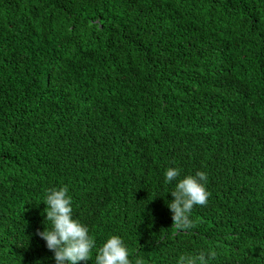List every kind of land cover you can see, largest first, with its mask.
Instances as JSON below:
<instances>
[{
  "label": "trees",
  "instance_id": "trees-1",
  "mask_svg": "<svg viewBox=\"0 0 264 264\" xmlns=\"http://www.w3.org/2000/svg\"><path fill=\"white\" fill-rule=\"evenodd\" d=\"M63 186L96 244L79 264L112 235L133 264H264V0H0V264H56L36 231Z\"/></svg>",
  "mask_w": 264,
  "mask_h": 264
},
{
  "label": "clouds",
  "instance_id": "clouds-1",
  "mask_svg": "<svg viewBox=\"0 0 264 264\" xmlns=\"http://www.w3.org/2000/svg\"><path fill=\"white\" fill-rule=\"evenodd\" d=\"M165 181L172 182L180 177L177 168L169 167L164 173ZM207 175L197 171L194 175H187L178 179L174 190L171 191L173 200L167 203L171 213L173 226L179 230H191L195 223L190 218L194 206H205L210 193L205 187ZM44 204L47 206L45 219L51 227L44 230L37 229L36 235L46 242L48 250L54 254L56 264H79L88 262L92 250L96 248L95 240L89 235L87 226L81 224L72 216V200L66 186L51 188L46 191ZM215 251H200L196 254H183L177 264H208L214 258ZM95 264H133L122 239L117 235L110 236L97 249ZM135 264H143L136 259Z\"/></svg>",
  "mask_w": 264,
  "mask_h": 264
}]
</instances>
